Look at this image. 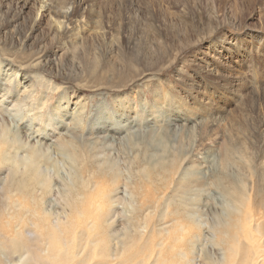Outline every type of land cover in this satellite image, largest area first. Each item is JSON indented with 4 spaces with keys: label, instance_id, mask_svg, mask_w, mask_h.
Returning a JSON list of instances; mask_svg holds the SVG:
<instances>
[{
    "label": "rangeland",
    "instance_id": "1",
    "mask_svg": "<svg viewBox=\"0 0 264 264\" xmlns=\"http://www.w3.org/2000/svg\"><path fill=\"white\" fill-rule=\"evenodd\" d=\"M14 131L17 145L23 136L45 146L57 189L82 171L60 142L115 167L117 230L144 224L129 200L141 169L166 197L183 175L200 180L188 196L192 222L183 218L196 225L192 263L232 264L213 225L234 217L238 187L264 199V0H0V134ZM13 178L0 171L15 193ZM163 203L148 217L156 229Z\"/></svg>",
    "mask_w": 264,
    "mask_h": 264
},
{
    "label": "bare ground",
    "instance_id": "2",
    "mask_svg": "<svg viewBox=\"0 0 264 264\" xmlns=\"http://www.w3.org/2000/svg\"><path fill=\"white\" fill-rule=\"evenodd\" d=\"M67 11L68 8L63 11L65 16ZM57 23L62 24L59 20ZM41 60L35 63L31 60L29 65H40L45 71ZM116 81L114 86L127 83L129 79L123 83ZM4 90L5 94L10 92ZM16 100L17 104L21 103V99ZM15 103L13 107H17ZM14 133L0 134V171H7L9 179L15 177L10 182L15 193L6 182L0 180L7 186L2 191L4 201L0 205V217L4 214L3 210L6 213L4 222L0 218V264H194L192 262L196 259L194 253L192 258L188 244L192 237H197L192 235L196 225L191 223L189 231L190 227L186 228L187 222L183 218L192 222L190 215L194 202L188 196L192 193V187L199 186L200 180L181 174L182 177L176 180L170 195L166 197L161 186L155 183L152 170L141 169V180H138L137 187L130 188L129 200L135 205L138 202L142 205L137 213L144 215V224H131L128 227L127 220L128 226L123 225L117 230L114 217L117 202H122L123 197L118 195L120 172L115 167L94 162L84 150L80 149V152L72 143L60 142L59 148L80 163L82 171L81 176H74L73 183L62 182L59 189V183H54V177L45 167V146L30 143L23 136V140L19 137L20 144L17 145L18 133ZM173 167L176 165L170 162L161 175L172 174ZM169 177L171 179V175ZM53 194L62 204L59 210L48 207V197ZM232 198L234 202L229 210L234 217H224L226 220L218 218L213 225L223 236H220L221 240H216L217 244L222 241L226 243L225 246L221 245L227 249L232 264L234 261L237 264H264V199L256 202L244 187H238L236 196ZM161 203L164 207L157 212L156 219H164V222L160 223L162 229H156L149 225L151 219L148 217L154 216ZM171 204L174 206L169 209ZM236 255H240L238 261ZM228 259L227 255L222 261Z\"/></svg>",
    "mask_w": 264,
    "mask_h": 264
}]
</instances>
